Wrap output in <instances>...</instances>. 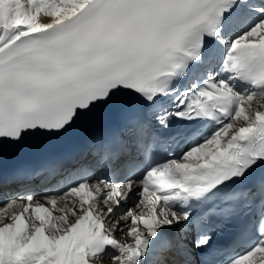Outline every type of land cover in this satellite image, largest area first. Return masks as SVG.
Returning <instances> with one entry per match:
<instances>
[{
  "label": "snow or ice",
  "instance_id": "obj_1",
  "mask_svg": "<svg viewBox=\"0 0 264 264\" xmlns=\"http://www.w3.org/2000/svg\"><path fill=\"white\" fill-rule=\"evenodd\" d=\"M84 121L110 173L0 192V264H264V0H0V160Z\"/></svg>",
  "mask_w": 264,
  "mask_h": 264
},
{
  "label": "bare ground",
  "instance_id": "obj_2",
  "mask_svg": "<svg viewBox=\"0 0 264 264\" xmlns=\"http://www.w3.org/2000/svg\"><path fill=\"white\" fill-rule=\"evenodd\" d=\"M99 155V154H98ZM95 160V159H94ZM46 177H49V176H44V177H42V180L43 179H46ZM57 179H59V177H57ZM37 185H39L38 183H37ZM38 198H39V196H38ZM119 235V234H118ZM97 264H100V262H97ZM103 264V263H102ZM108 264H111V260L109 261V263Z\"/></svg>",
  "mask_w": 264,
  "mask_h": 264
}]
</instances>
